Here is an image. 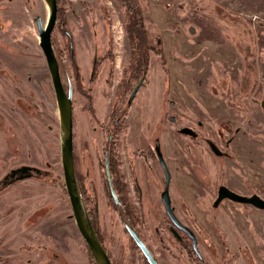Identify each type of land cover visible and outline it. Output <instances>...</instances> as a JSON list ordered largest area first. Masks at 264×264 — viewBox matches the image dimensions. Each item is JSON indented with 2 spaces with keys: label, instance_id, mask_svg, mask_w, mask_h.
<instances>
[{
  "label": "rangeland",
  "instance_id": "1",
  "mask_svg": "<svg viewBox=\"0 0 264 264\" xmlns=\"http://www.w3.org/2000/svg\"><path fill=\"white\" fill-rule=\"evenodd\" d=\"M62 1L52 36L61 81L65 90L68 82L73 90L75 149L79 153L82 148V135L90 144L86 158L95 159L102 156L96 123L106 119L113 94L123 86L128 96L142 77L134 74L136 63H131L130 36L138 34L128 25L123 0ZM138 4L143 42L153 50L122 143L140 153L137 169L146 195L142 201L130 198L142 222L141 237L157 264H264V211L231 201L215 206L214 192H205L204 186L212 180L213 185L221 182L245 195L254 190L264 199V0ZM36 18L46 25L43 0H0V264H94L64 186L58 111ZM64 32L71 36L72 52ZM94 46L97 55L100 49L104 52L105 71L109 66L112 70L107 105L104 82L100 88L96 81L85 85L84 70ZM157 49L160 57L154 54ZM88 88L94 116L88 111ZM185 127L198 138L178 134ZM219 134L232 140L233 161L216 159L206 147L204 138L219 144ZM149 137H158L161 152L168 149L165 157L178 165L171 203L177 219L195 235L201 262L185 235L168 224L160 199L163 171L153 161ZM185 145L194 151L190 161ZM122 159L125 163L132 158L125 154ZM183 160L200 181L199 188L182 169ZM219 161L224 162L222 177L216 179ZM21 167L34 169L32 176L4 185V177ZM88 167L98 197L93 200L98 202V225L112 263L147 264L109 204L99 175Z\"/></svg>",
  "mask_w": 264,
  "mask_h": 264
},
{
  "label": "flooded vegetation",
  "instance_id": "2",
  "mask_svg": "<svg viewBox=\"0 0 264 264\" xmlns=\"http://www.w3.org/2000/svg\"><path fill=\"white\" fill-rule=\"evenodd\" d=\"M56 3H57V1H56ZM58 12L59 11L57 8V15H58ZM56 21H57V17H56ZM55 24H56V22H55ZM52 33H53V30H52ZM52 33H51V43H52V47H53V50L55 53V57L57 59V55H56V51H55L56 45L54 43ZM64 35L67 37V39L69 41L68 46L72 52V50L74 49V46H73L71 36L68 32H64ZM99 51H100V55H97L95 53V46L93 47L92 58L89 61L90 63L88 65V67H86L84 70V71H87L86 72L87 80H85V85L90 87L89 85L96 81V83L99 85L98 87L100 88L102 86L101 83L104 82L103 86L106 88V90H108V94L105 98L106 99V105H107L109 95H110L109 90L111 87L109 84V79H110L112 70H111V67L109 66L107 72L105 71L106 57L104 56V52L101 49ZM108 61L111 64L110 58H108ZM57 62H58L59 74H60V78H61V72H62L61 71V64L59 63L58 59H57ZM74 67L76 69L78 66H74ZM135 71H137V72L134 74H136L137 76H138V72H140L142 74L141 69L139 70L137 65H135L134 72ZM132 72H133V70H132ZM78 76H79V74H78ZM143 78H144V75H142V77L138 79V82L132 88V90L128 93L129 94L128 96L126 95L127 93L123 90V86H121L122 88H121V91H119L120 93L119 92H118L119 94L117 92H116L117 94L114 93L112 96V99L108 103L109 104V110L107 112L106 119L104 121H98L96 123V125L98 124L97 127H99L98 128L99 131H101L99 133L102 134V141L100 143L102 156L100 155L99 157H97L95 155V159H94L92 157V155H90V157H88V159L86 158L87 153L89 152L90 144L84 143L82 141V135H80L81 136L80 144H81L82 148L80 149V151L78 153V151L75 149L76 144H75L74 139H73L74 122H73V129H72V132H73L72 146H73L74 174H75V179H76V184H77L79 196L81 195L83 200L85 201V203L82 201L85 212H86V214L89 218V221H90L99 241L101 242L109 260L111 261L109 253H108L107 248H106V245L104 244V240L102 238L99 225H98V215H99L98 202L93 201V200L98 198L96 193H95L96 186L94 183V177H93V179H91V177H88L89 173L86 169V167H88L87 164L89 165L88 169L91 168L94 171L93 173L96 172L99 175V179L103 184L104 191H105V194H106V197L108 199L109 204L113 207L114 211L119 214L120 221H121L128 237H129V239L134 244L136 251L138 253H140L142 255V257L144 258V260L146 261V263L149 264L147 262L146 258L144 257V255L142 254V252L137 248L135 242L133 241V239L131 238V236L129 235V233L127 231V228H131L136 233V235L139 237V239L145 244V242L143 241L141 234H140V227L141 226L139 225V222H141V221H139V214H138L136 208L133 206V203L131 202V198H130L131 195H134L138 201H140V200L142 201V197L144 195H146V193H145L146 191H145V188H144L143 183H142V178H140V175H139V172L141 169H139V170L137 169V161L136 160L139 159L140 153L138 151H134L133 148H130L127 142L125 144L122 143V141H123L122 138L125 136V135L123 136V134L126 133V130H127L128 112H129V109L131 107V103H132L133 99L135 98L137 91L134 95H132V92L134 91L135 87H137L138 85H139L138 86V89H139V87L142 85L141 83H143V81H142V80H144ZM98 81H99V83H98ZM80 85H81V82H80ZM63 88L65 90L64 85H63ZM69 88H71V91L73 94V90H72V87L70 85V82H68L65 92H67ZM88 90H89V88L87 89V92L85 93V94H87V96H88L87 99L90 103V104H88V111L89 112L92 111L91 114L94 116L95 111L93 109V106L91 103L92 102L91 96L89 95ZM171 118H173V117H169V120L171 122H173L174 120H171ZM72 119H73V107H72ZM200 125L201 124H198V126H200ZM93 129H95V127H93ZM187 129L190 132L189 135L179 133V131L181 129L178 130V134L190 137L191 139L198 138L197 133H195V131L193 129H191V128H187ZM96 133L97 132L95 131V134ZM93 139L95 141L94 137H93ZM204 142H205V145L208 148L209 152L216 159L218 158V159H222V160L224 159V160H228V161L229 160L231 161L233 159V153L229 150L232 140L229 137L223 138V136H220V134H219V144H218L216 141H213L211 138H209L207 136L206 138H204ZM148 144H150V145H148V147L150 148V152H151V156L153 157V161L158 162L157 153H156V149H160V143H159L158 137H154V138L149 137L148 138ZM182 146H184V145H182ZM94 147H93V150H94V153L96 154L97 151H96V148L94 149ZM185 150H186L185 153L186 154L188 153L187 154V158L189 159L188 161H190L191 160L190 157H193L194 151L192 149H190V146L186 147V145H185ZM160 151H161V149H160ZM161 153H162L163 159L165 161V164H166L167 170L169 172V176H170V182H169V197H170V195H171L170 187L173 186L172 185L173 181H172V177H171V172L169 170V167L167 166V159L165 157V153L163 151V148H162ZM125 154H126V158H132V159H128L124 163L122 156ZM183 155H184V153H183ZM60 161H61V158H60ZM86 161H87V164H86ZM191 163L193 165V162H191ZM158 164L160 165L159 162H158ZM223 164H224L223 161H219V166L215 168L214 175H215L216 179H217V177H219V178L222 177ZM124 166H126L125 168L127 169V175L125 174ZM160 167H161V165H160ZM189 168H191V167H189ZM17 169H19V168H17ZM17 169H14V170H17ZM161 169H162V167H161ZM82 170H83L84 174L82 173ZM24 171L18 170L13 175H11V172H10L9 173V175H10L9 179L10 180L16 179L20 175H24V173L31 174L33 172V170H29V171L24 170ZM162 171H163V169H162ZM192 175L194 176L193 173H192ZM87 177H88V181H87ZM164 177L165 176H164V172H163V188H164ZM194 178L197 180V178L195 176H194ZM22 179H26V178H22ZM227 179L230 180L229 176H227ZM237 180H238V177H237ZM197 181L200 185V181L199 180H197ZM129 182H130V186H129ZM213 184H214V182L211 180L209 183L208 182L205 183L204 186H205V192H208V191L214 192V194H215L214 201L216 200L217 195H218V191L221 187H225L229 191L236 193L238 195H242V196H251L253 194H256L254 192V190L252 192H250L248 195L241 194V193L237 192V190H235L232 186L227 185V184H223L221 182L217 185H213ZM243 184H244L245 189L247 191H249V183L245 184V182L243 181ZM162 191L163 190H161V192ZM161 192H160V195H161ZM200 193H202V190ZM113 195L116 196L117 202L115 201ZM170 200H171V197H170ZM225 201H230V200L223 199L218 204L220 205L221 203H223ZM231 202H233V201H231ZM89 203L92 205V207H90ZM212 206H213V203H212ZM248 206H250V205H248ZM171 207L173 208V212L175 214V209H174V206L172 203H171ZM168 224H170V226L173 227L172 228L173 230L175 229L177 232H180V233L185 235L187 240L190 241V248H191L192 252L194 253L197 260L199 262H201L202 257H201V255H200V257H198L195 254V252L193 251L192 243H191V240L188 237V235H186L182 231L176 229L171 224V222H168ZM145 246L151 252L150 248L146 244H145ZM151 254L153 255L152 252H151ZM111 263H112V261H111Z\"/></svg>",
  "mask_w": 264,
  "mask_h": 264
},
{
  "label": "water",
  "instance_id": "3",
  "mask_svg": "<svg viewBox=\"0 0 264 264\" xmlns=\"http://www.w3.org/2000/svg\"><path fill=\"white\" fill-rule=\"evenodd\" d=\"M48 9V19L45 26H43L41 20L36 18V27H37V36L39 41V47L44 55L46 66L49 72L52 89L54 92V97L56 101V107L58 111V122H59V131H60V158H61V166H62V174L63 181L66 193L68 195L69 204L73 213L74 221L76 227L85 241L86 247L93 258L95 264H112L109 260L101 242L99 241L90 221L85 212L83 202L79 196L75 174H74V162H73V146H72V129H73V119H72V91L71 88L65 92L63 88V83L60 78L58 62L55 57V53L51 43V33L54 28L56 17H57V3L56 0H43ZM138 86L135 87L132 95L136 93ZM173 120V118H171ZM181 134L189 135L190 132L187 128H183L179 131ZM157 159L160 163L163 172H164V188L161 192L160 198L161 202L164 206L165 214L171 224L178 230L182 231L191 240L192 248L195 254L200 257L199 251L197 250V241L192 233V231L181 224V222L177 219L173 212V208L171 207V200L169 197V182L170 176L167 170L165 161L163 159L162 153L160 149H156ZM18 170H34L30 167H22L17 170H13L11 175H13ZM25 172V171H24ZM34 172V171H33ZM32 174L24 173V175H20L16 179L9 180L4 177L6 182L3 181L4 185H9L16 180H20L22 178L31 177ZM8 179V180H7ZM114 196L115 201L116 196ZM223 199H228L230 201L241 203L244 205H250L256 209L264 211V200L256 194L251 196H242L236 193H233L226 189L225 187H221L218 191L217 198L215 200L214 205L216 206ZM127 231L133 241L135 242L137 248L142 252L144 257L146 258L149 264H157V261L151 254V252L147 249L145 244L139 239L136 233L131 229L127 228Z\"/></svg>",
  "mask_w": 264,
  "mask_h": 264
},
{
  "label": "trees",
  "instance_id": "4",
  "mask_svg": "<svg viewBox=\"0 0 264 264\" xmlns=\"http://www.w3.org/2000/svg\"><path fill=\"white\" fill-rule=\"evenodd\" d=\"M57 1V8L58 11L61 9V7L63 6V1L62 0H56ZM125 10H126V14L128 17V25H133L134 26V33L138 34L137 37L134 39L133 36L131 35V50H132V60L131 63L134 65L136 63V65L138 66L139 70L141 69L142 75L145 76L146 74V70H147V66H148V54L149 52H151L153 49L152 48H147L146 44L143 42L145 38V31H144V25H143V20H142V13L141 10L139 8V4H138V0H123L122 1ZM138 40H142L141 41V46L140 43H138ZM143 42V43H142ZM156 56H161V51L159 49L156 50V52L154 53ZM120 93V92H119ZM118 93V94H119ZM81 200L85 203V201L83 200L82 196L80 195ZM88 203V202H87ZM90 207H92V205L89 203ZM168 222H170L167 219ZM88 250V249H87ZM89 252V251H88ZM89 257L92 260V262L95 264L93 258L91 257L90 253H89Z\"/></svg>",
  "mask_w": 264,
  "mask_h": 264
},
{
  "label": "crops",
  "instance_id": "5",
  "mask_svg": "<svg viewBox=\"0 0 264 264\" xmlns=\"http://www.w3.org/2000/svg\"><path fill=\"white\" fill-rule=\"evenodd\" d=\"M165 153H167V154H165V156H168V154H169V150L167 149V151L165 152ZM168 157H166V159H167ZM184 163V164H183ZM183 163H182V169L184 170V171H186V173L189 175V176H191L192 177V180L194 181V185L196 186V187H198V185H197V180L194 178V176L187 170L188 168L185 166V160H183ZM167 165H168V167H169V170H170V172H171V177H172V181H173V179L175 180V182H176V184L178 183V174H177V170H178V165L176 164V163H174V162H171L170 163V160H168L167 159ZM173 183V182H172ZM199 188V187H198ZM170 197H171V195H170ZM183 197H185L186 198V196L185 195H183ZM182 199V198H181ZM184 200V199H183ZM186 200V199H185Z\"/></svg>",
  "mask_w": 264,
  "mask_h": 264
}]
</instances>
